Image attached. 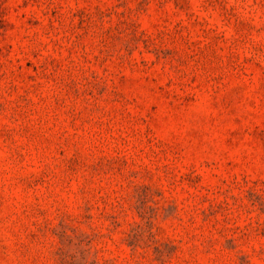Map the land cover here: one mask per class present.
Segmentation results:
<instances>
[{
  "label": "rangeland",
  "instance_id": "374dc122",
  "mask_svg": "<svg viewBox=\"0 0 264 264\" xmlns=\"http://www.w3.org/2000/svg\"><path fill=\"white\" fill-rule=\"evenodd\" d=\"M0 264H264V0H0Z\"/></svg>",
  "mask_w": 264,
  "mask_h": 264
}]
</instances>
